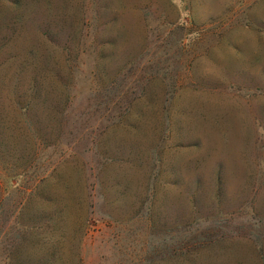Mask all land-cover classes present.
<instances>
[{"label":"rangeland","instance_id":"obj_1","mask_svg":"<svg viewBox=\"0 0 264 264\" xmlns=\"http://www.w3.org/2000/svg\"><path fill=\"white\" fill-rule=\"evenodd\" d=\"M0 264H264V0H0Z\"/></svg>","mask_w":264,"mask_h":264}]
</instances>
